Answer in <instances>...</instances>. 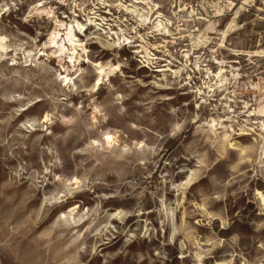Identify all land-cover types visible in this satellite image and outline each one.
<instances>
[{"label": "rangeland", "instance_id": "rangeland-1", "mask_svg": "<svg viewBox=\"0 0 264 264\" xmlns=\"http://www.w3.org/2000/svg\"><path fill=\"white\" fill-rule=\"evenodd\" d=\"M145 2L0 0V264H264V0Z\"/></svg>", "mask_w": 264, "mask_h": 264}, {"label": "bare ground", "instance_id": "bare-ground-1", "mask_svg": "<svg viewBox=\"0 0 264 264\" xmlns=\"http://www.w3.org/2000/svg\"><path fill=\"white\" fill-rule=\"evenodd\" d=\"M145 1H143V0L142 1L133 0L134 4H145L146 3ZM41 2H43V1H41ZM120 5L123 8V5L122 4H120ZM229 5L232 6V3L229 2ZM228 8H230V7H228ZM124 9L126 11H128L127 8H124ZM150 10H152V8H150ZM31 11H34L36 14H38L42 18L44 16H46V17H49L50 15L53 16V11L51 9L50 10L45 9V8L43 9V3H40L39 5H36L35 7L32 8ZM1 12H3V13H1ZM8 12H10V7H7V6L4 5L3 8L0 9V17L5 15V14H7ZM220 13H221V10L217 9V14H220ZM188 17H190V16H188ZM161 18H162V15H159V16L156 17L155 20H157V19H159V20L156 22V24L153 23V28L155 30H158L161 27V24H160L161 23ZM103 20L104 19H101V22ZM139 20H140V22H148L149 19L147 18V16L144 17V16L141 15ZM86 21L89 22V23L93 22L91 20V18H88V20L86 19ZM55 23H56L55 25H56L57 28H54V30L49 33V45L52 46L53 48H55L54 54L57 55L56 58H59L60 61H63L62 57H63L64 53L65 52H69V59L71 60V63H73V67H75L74 60L77 61L79 59V53H78L79 52V48L81 49V52L86 53V51H87L86 47L83 45L81 40L77 39L76 35L73 33V25L74 24L72 25V24H67L65 22H58V21H55ZM72 23H76V27L78 28L80 33L85 28V26L82 23H79L76 20H74ZM93 23H96V22H93ZM93 26H94V24H93ZM232 27H233V22L229 25L228 29L226 28L227 30L222 33V37H223L222 39H224L227 36V33H228L229 29H231ZM208 29H211V25H210V27ZM121 32H122V30H121ZM122 41L124 43L125 40L123 39ZM121 42L119 43V45L118 44L117 45L113 44V45L119 47ZM204 43H205V38H203V36H202L200 39L192 40V44L191 45L196 48V47H199L200 44H204ZM18 51H21V48L18 49L17 47H13L12 45L9 44L8 38L6 36H3L2 34H0V64L2 62H4L6 59H8L10 54H14V57L12 58V60L14 61V59H16L17 55H20V54H18ZM243 54L244 53H240V52L238 53L237 52L236 55H243ZM263 54H264V52L257 51V52H254L253 54H247V55H252L254 57H258V56H261ZM22 55L24 57L25 64H27V63L30 62L31 57L33 56V50H29V51L23 50ZM141 58L145 59L144 62L142 61L143 63H147V64L150 63L151 59H150V55H149L148 52H146L145 55L141 56ZM12 65H14V64H12ZM97 69L99 70V76L95 79V83H94L93 89H96L103 82L104 78H107V77H109L110 74L116 72V70L118 69V66L117 65L115 67L111 66V68L106 70L105 67H103L102 65L99 64V67ZM66 71H67V69H66ZM76 72H79V70L77 69ZM223 72H224L223 70H220V72L217 73L216 77L219 79V75H221ZM103 74H104V76H103ZM62 79H63L64 85H69V83H71V81H72V79L69 77V74H66L64 76V78H62ZM219 81L221 82V85L224 82L223 80L222 81L219 80ZM208 88H209V86H208ZM198 92L201 93V91H198ZM250 114L254 115V111L251 112ZM257 114L260 115V117H264V105L261 108L257 109ZM48 121H50L49 116L45 115L43 117V119H42V123H47ZM208 125H210L211 130H215L216 121L214 119H211L209 121ZM260 127H261L260 130L262 131V133L259 134V136L262 139V145H263L262 146V154H264V121L260 122ZM242 134L244 135L246 133H244V131L242 130ZM106 142H107L108 145H111L114 142V139L112 138V136H107L106 137ZM72 184L76 185L75 188H77L78 184H79V180L77 178H74ZM186 184H187V182L184 183L183 186H185ZM258 196L260 197V206L263 207V209H264V195L262 193L258 192ZM200 209L205 214V216H207L208 218H211L210 214L206 211L204 206H201ZM74 210H75V208L72 209L71 211H74ZM119 214L120 213L115 214V215L117 216ZM197 261H198L197 264H202V261H201L200 257H197Z\"/></svg>", "mask_w": 264, "mask_h": 264}, {"label": "flooded vegetation", "instance_id": "flooded-vegetation-1", "mask_svg": "<svg viewBox=\"0 0 264 264\" xmlns=\"http://www.w3.org/2000/svg\"><path fill=\"white\" fill-rule=\"evenodd\" d=\"M167 239H168V235H167ZM176 241H178V242H179V240H176Z\"/></svg>", "mask_w": 264, "mask_h": 264}]
</instances>
